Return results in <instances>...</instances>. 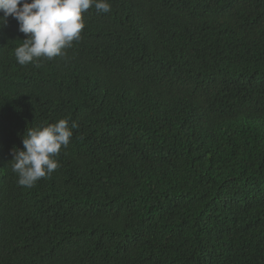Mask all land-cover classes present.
<instances>
[{
	"label": "trees",
	"instance_id": "trees-1",
	"mask_svg": "<svg viewBox=\"0 0 264 264\" xmlns=\"http://www.w3.org/2000/svg\"><path fill=\"white\" fill-rule=\"evenodd\" d=\"M108 2L38 64L0 28V264H264V0ZM61 119L20 186L12 149Z\"/></svg>",
	"mask_w": 264,
	"mask_h": 264
},
{
	"label": "clouds",
	"instance_id": "clouds-1",
	"mask_svg": "<svg viewBox=\"0 0 264 264\" xmlns=\"http://www.w3.org/2000/svg\"><path fill=\"white\" fill-rule=\"evenodd\" d=\"M93 7L99 13L111 11L108 0H0V28L8 25L10 17L15 19L26 36L14 49L17 63L38 64L66 55V49L81 38L84 14ZM75 128V121L69 124L61 119L27 129L23 150L14 147L11 151L12 171L20 186L30 188L51 176L59 167L56 157L69 145Z\"/></svg>",
	"mask_w": 264,
	"mask_h": 264
}]
</instances>
